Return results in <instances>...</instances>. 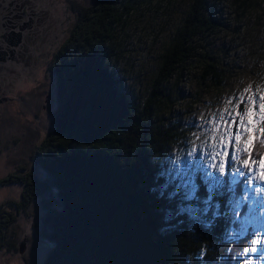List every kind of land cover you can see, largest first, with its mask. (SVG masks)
Listing matches in <instances>:
<instances>
[{
	"label": "trees",
	"instance_id": "trees-1",
	"mask_svg": "<svg viewBox=\"0 0 264 264\" xmlns=\"http://www.w3.org/2000/svg\"><path fill=\"white\" fill-rule=\"evenodd\" d=\"M252 1L243 4L252 7ZM215 3L188 1L141 100L124 87L125 79L112 66L110 47L132 0H94L80 13L55 58L53 129L33 153L45 178L33 172L0 178V186L25 184L19 211L35 193H56L55 203L44 204L43 234L53 248L43 264H239L254 235L252 229L243 237L232 235L250 205L247 200L242 210L235 208L247 194L246 177H239L233 192L231 177L224 173V184L207 204L209 183L203 172L196 173L194 198H187L184 187L177 191L165 155L179 125L166 124L158 111L163 99L171 100V80L184 78L188 63L202 52V41L221 28ZM204 57V84L224 86V67L209 53ZM257 135L253 159L264 156ZM178 204L187 209L178 210ZM15 218L1 213L0 247Z\"/></svg>",
	"mask_w": 264,
	"mask_h": 264
},
{
	"label": "rangeland",
	"instance_id": "rangeland-1",
	"mask_svg": "<svg viewBox=\"0 0 264 264\" xmlns=\"http://www.w3.org/2000/svg\"><path fill=\"white\" fill-rule=\"evenodd\" d=\"M188 1L132 0L131 9L124 12V22L116 26L115 37L110 42L114 53L112 66L119 77L125 79L124 87L134 98L141 100L149 92L160 55L168 45L175 25L184 16ZM245 1L216 0L221 28L202 41V52L188 63L184 78L171 80V100L163 99L158 108L159 116L166 124L179 125L180 133L170 143L165 155V168L175 183L178 182L177 188L189 179L183 173H177L189 160L188 152L195 140L193 134H203L210 127L207 121L213 114L223 111L230 99L233 104L229 106H234V98L249 86L251 89L246 95L256 93L257 88L264 90V0H253L252 7L243 4ZM93 3L94 0H0V44L13 52L9 56V52L0 50L1 179L10 174L21 176L33 172L44 180L33 153L53 129L51 122L58 106L55 58L70 39L80 13ZM9 10L13 11L12 14L8 13ZM18 11L25 16L15 19L32 23L29 28L9 27L10 15L18 14ZM12 31L20 35L9 43L3 36ZM203 53H209L220 67H224V86L212 87L202 81ZM256 134H252L253 144ZM199 143L196 140V144ZM205 151L198 148L192 163L204 156ZM204 166L208 171L216 172L208 167L206 156ZM197 172L190 177L194 184ZM225 173L232 177L231 165ZM248 176L246 172L245 177ZM250 187L261 189L246 194L258 201L249 217L260 224L257 235L262 238L261 248L255 257L252 251L243 254L240 264H247L249 260L253 261L252 264H264V181L255 180ZM24 190L23 182H7L0 186V215L6 212L16 216L6 229L5 243L0 247V264H43L53 248L43 234L47 213L44 204L55 203L56 193H35L28 207L19 211ZM184 190L187 193L188 190ZM177 208L183 210L187 206L178 204Z\"/></svg>",
	"mask_w": 264,
	"mask_h": 264
},
{
	"label": "snow or ice",
	"instance_id": "snow-or-ice-1",
	"mask_svg": "<svg viewBox=\"0 0 264 264\" xmlns=\"http://www.w3.org/2000/svg\"><path fill=\"white\" fill-rule=\"evenodd\" d=\"M251 86L246 88L243 93L235 97V105L230 99L226 102V106L223 111L214 113L211 120L207 121L210 127L203 133H194L195 140L192 141L191 150L188 152V162L185 167L180 169L177 175L188 176L189 179L184 181L182 185L178 186L186 188L187 198L191 199L195 196L196 185L191 181V175L194 171H204L206 182L209 183V199L205 203L211 201V193L215 188L223 184L222 176L229 169L231 165V191H235V187L239 182V177L245 176L248 172L249 176L245 179V192L256 191L260 192L261 189H252L250 185L255 180L264 181V159H253V153L251 151V145L253 144V133H257V139L264 144V139H261L259 134H264V90L256 89V93L246 95L250 92ZM241 105L243 108L241 109ZM235 127V131H233ZM203 136V138H202ZM196 140H199V145L196 144ZM199 149H205L204 156L197 159L196 163H192V159L195 157ZM231 148V155L229 149ZM207 157L208 167L215 169L216 172H210L204 166V158ZM180 156L177 155V161ZM175 166V165H174ZM175 195V193H172ZM252 200V204L255 206L258 201L254 198L244 196L239 202L235 203V208H239L245 200ZM219 208V205H217ZM207 211V208L204 209ZM235 212V209L233 210ZM254 207L249 209V213H253ZM219 215V212H217ZM233 223H236L234 220ZM241 226L238 232L232 233L233 237H243L249 232V224H253L255 227H259V223L253 221L250 217L245 218L240 222ZM262 238L259 235L250 241V246L244 248L243 254H247L248 251H257V245L261 243ZM247 264H252L251 260Z\"/></svg>",
	"mask_w": 264,
	"mask_h": 264
},
{
	"label": "flooded vegetation",
	"instance_id": "flooded-vegetation-1",
	"mask_svg": "<svg viewBox=\"0 0 264 264\" xmlns=\"http://www.w3.org/2000/svg\"><path fill=\"white\" fill-rule=\"evenodd\" d=\"M13 12V11H12ZM12 12H10V10H9V14H12ZM19 13L18 14H14V15H10V17H9V27H17V29L18 30H25L27 27L29 28L31 25H32V23H29L28 21H26V20H22V21H19V19H15V17H24L25 15H24V13L21 11H18ZM17 22H20V23H17ZM14 31H12V33H10V34H6V35H4L3 36V38L7 41V42H9V43H12V42H14L15 41V36H16V38H17V36L19 37V35L20 34H16L15 32L13 33ZM3 42V41H2ZM0 50L1 51H3V52H9V56L10 55H13V52H10V51H12V49L11 48H5L4 46H2L1 44H0ZM7 55V54H6ZM8 57V56H7ZM4 58H6V56L4 55Z\"/></svg>",
	"mask_w": 264,
	"mask_h": 264
}]
</instances>
